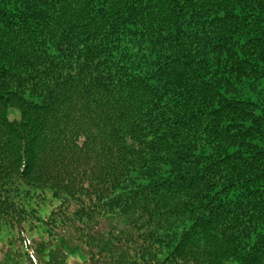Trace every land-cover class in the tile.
Segmentation results:
<instances>
[{
	"label": "trees",
	"instance_id": "16d2710c",
	"mask_svg": "<svg viewBox=\"0 0 264 264\" xmlns=\"http://www.w3.org/2000/svg\"><path fill=\"white\" fill-rule=\"evenodd\" d=\"M0 264H264V0H0Z\"/></svg>",
	"mask_w": 264,
	"mask_h": 264
}]
</instances>
